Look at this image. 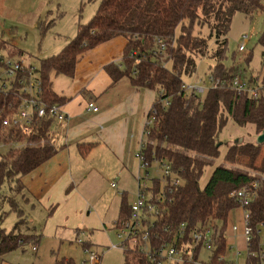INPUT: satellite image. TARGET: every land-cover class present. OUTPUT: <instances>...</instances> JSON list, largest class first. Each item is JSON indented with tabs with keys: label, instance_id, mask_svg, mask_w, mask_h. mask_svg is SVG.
<instances>
[{
	"label": "trees",
	"instance_id": "obj_1",
	"mask_svg": "<svg viewBox=\"0 0 264 264\" xmlns=\"http://www.w3.org/2000/svg\"><path fill=\"white\" fill-rule=\"evenodd\" d=\"M260 12H264L262 0H102L97 14L87 24L78 25L76 37L58 55L42 61L41 69L36 70L42 79L43 100L51 106H64L66 100L52 90V76L63 75L71 79L75 76L80 56L117 37L126 39L124 70L117 64H111L105 70L114 82L126 77L136 88L157 92L158 98L148 114L151 118L152 113L157 112L153 125L147 131L143 163L148 170L153 164H168L173 177L180 181L177 187L166 186L167 211L158 222L159 237L162 242L173 240L174 232L164 231L168 226L178 229L185 224L188 230L198 225L211 226L214 246L207 264H233L226 260L229 252L226 236L228 219L231 213L243 207L233 194L256 181L260 189L258 196L244 208L253 230L250 244L253 252H260L262 236L257 235V231L261 225L264 234V180L255 177V174L264 177V143L232 144L224 157V162L231 167H217L206 186L203 189L199 186L204 171L220 155L222 145L219 137L229 118L238 126H253L258 136L264 132V100L237 94L231 88V82L243 71L238 65L226 67L224 64L227 35L235 15L242 13L250 18ZM51 26L40 24L38 29L44 35ZM196 27H207L208 37L196 34ZM179 28L181 31L177 35ZM161 40L165 50L160 52ZM212 40H215L216 49L211 53L209 42ZM4 42L0 40V52L11 55ZM259 44L264 46V34ZM134 51H139V55L132 56ZM206 55L216 61L207 77L211 75L220 79L223 85L210 87L202 97L189 93L185 80L196 76L198 61ZM251 60L250 53L246 59L248 65ZM262 72L264 77V70ZM13 99V95L0 92V143L49 141L55 123L49 117L36 120L26 135L3 126L6 118L3 106ZM165 101L168 105L164 104ZM57 152L53 146L43 145L13 148L7 155H0V202H7L9 213H16L19 217L11 232L0 229V259L19 248L37 247L40 243L39 236L33 234L13 196L23 189L21 179L42 167ZM86 154L84 151L83 155ZM7 185L12 198L2 194ZM155 185L159 190L161 183L156 182ZM120 209L121 216L115 222L117 225L127 220L131 213L126 199ZM7 214L3 213V216ZM90 248L89 243L83 244L84 250ZM123 252V264H154L141 253L127 249ZM198 257L197 251L195 259ZM254 262L247 260V264Z\"/></svg>",
	"mask_w": 264,
	"mask_h": 264
},
{
	"label": "crops",
	"instance_id": "obj_2",
	"mask_svg": "<svg viewBox=\"0 0 264 264\" xmlns=\"http://www.w3.org/2000/svg\"><path fill=\"white\" fill-rule=\"evenodd\" d=\"M38 26L34 27L38 29ZM127 45L126 39L117 37L80 56L73 78L53 76L52 90L66 100L63 110L69 121L54 123L49 146L56 148L57 154L23 177L21 193L13 196L40 243L37 247H22L2 256L0 264H45L44 258L48 255L44 251L48 246L53 257L49 264L62 260L64 264H73L74 258L67 252L62 257L53 255L56 248L66 247L64 244L68 243L82 246L89 243L91 248L85 251L97 253L90 237L95 231H106L109 226L116 230L115 222L121 216V209L115 217L93 209L101 186L109 182L114 189L112 184L115 183L114 190L121 195V203L124 199L129 205L135 201L137 191L135 194L133 189L135 182L138 189L136 177L142 172L137 154L147 143L148 114L158 94L151 89L134 87L126 77L114 82L106 72L105 67L111 64L124 70ZM91 102L98 107V112L88 109ZM3 196L12 198V193L9 190V194ZM4 205L10 210L7 202H0V229L6 227L5 230L11 232L19 217L14 213L15 218L3 227L1 223L4 224L6 217L3 213L7 214ZM241 227L240 220L227 236L228 250H236L237 255L244 251V244L246 250ZM25 249L38 255L39 260L27 257ZM226 260L235 264V259L226 257Z\"/></svg>",
	"mask_w": 264,
	"mask_h": 264
},
{
	"label": "rangeland",
	"instance_id": "obj_3",
	"mask_svg": "<svg viewBox=\"0 0 264 264\" xmlns=\"http://www.w3.org/2000/svg\"><path fill=\"white\" fill-rule=\"evenodd\" d=\"M101 2L102 0H93L92 2L88 0H0V40H2V42L6 41L4 42L5 45L8 46L6 50L11 51L13 57L23 61L25 65L35 66L40 70L42 61L58 55L64 49L65 46L62 49L60 48L66 44V40L76 37L78 33L77 25L87 24L97 14L96 12ZM39 15H41L42 18H40ZM36 24H52V26L49 31L42 35L41 30L34 27ZM180 31L179 28L177 35L180 34ZM195 33L206 38L209 35V29L207 27H205V29L196 27ZM263 34V14H258L250 18L242 13L236 14L232 21L231 30L227 35L228 46L226 54L227 59L224 61L225 66L232 67L233 64L236 66L238 65L239 69L247 76H258L262 74V70H264L262 68L264 48L259 44V41ZM242 36H249L251 39L248 51L252 54V60L249 65L246 62L248 54L244 55L238 53V46ZM215 49V40H212L209 42V51L212 53ZM215 66L216 61L207 55L199 59L196 70L197 74L191 80H185L186 86L192 85L193 83L198 84V86L206 90L212 87L207 76ZM53 76L52 78H55ZM196 77H198V82L195 81ZM201 96L204 97L205 95ZM257 139V132L253 126H238L229 118L227 125L224 127L219 137V142L222 145L220 155L217 159L212 160L210 166L204 171L203 177L199 183L200 188L203 189L206 186L212 172L217 167H231L224 162V157L232 144L236 142L254 144L257 142ZM13 148H15V144L0 143V155H7L9 150ZM156 168L157 165L153 164L151 177H157V175L154 174ZM142 175H144V171ZM255 177L264 180V177L258 174H255ZM114 189H111L109 182L105 184V186H101L95 198L96 205L93 209L97 208L100 214H109L111 217L118 215L121 206V199H119V197H121V195ZM133 191L136 194V182ZM128 192L131 194V191ZM2 194H9L8 185L3 189ZM4 212L8 214L4 219V224L1 223L3 227L5 225L7 226L9 221L13 220L16 216L14 213H9L7 205H4ZM228 220L229 223L226 236H228L230 229H232L234 225H237L240 220L242 222L241 231L243 232L245 222L243 207L235 210ZM110 227L111 226H109L106 231H95L94 235L90 238L96 252L102 256L101 264H123L125 256L123 254V249L114 247L121 245V240L118 238L117 231ZM5 228L6 227H4V229ZM64 245L66 247H55L56 249L53 255L62 257L67 252L74 258L73 264H85L84 262L87 260L88 255L82 245L77 243L73 245L70 243ZM49 247L50 246L44 251L46 256L48 255L44 258L45 264H49V261L53 258L50 256L51 251H49ZM67 249L69 250L67 251ZM25 250V255L30 257L31 260H39L38 255L35 256L34 253H30L27 249ZM228 251L227 259H235V264H247L248 254L245 250V244L242 254L237 255L238 253L236 250ZM208 255L209 253L207 251H203L199 256L198 264H207L209 259Z\"/></svg>",
	"mask_w": 264,
	"mask_h": 264
},
{
	"label": "built area",
	"instance_id": "obj_4",
	"mask_svg": "<svg viewBox=\"0 0 264 264\" xmlns=\"http://www.w3.org/2000/svg\"><path fill=\"white\" fill-rule=\"evenodd\" d=\"M264 4V0H262ZM263 14L264 12H260ZM161 51L165 50L164 42L159 41ZM251 44L249 36H242L238 46V53L250 55L248 49ZM264 48V46H262ZM139 51H134L132 56H138ZM161 55V54H160ZM262 68L264 69V56L262 60ZM37 68L25 63L7 52H0V92H7L13 95L12 102L7 103L3 107L6 110V118L3 120V126L10 131L20 132L23 135L28 134L34 126L36 120L43 117H49L55 122H68V116L63 110V106H51L43 100V87L41 76L36 72ZM231 82V88L240 95H247L250 99L264 100V77L263 72L258 76H247L241 72ZM212 88H217L223 85L220 79H215L211 75L208 77ZM198 82V81H196ZM189 93L204 95L206 89L193 84L186 86ZM168 105V102H164ZM90 111L98 112V107L94 103H89ZM157 112H153L151 118H148L146 124V137L148 136V128L153 125ZM15 144V148H27L43 145H50L49 141L43 142H19ZM142 150L137 154V158L141 163V170L144 171L137 175L138 189L135 201L130 205L131 213L127 220L122 221L119 225L115 224L118 238L121 240V245L118 248L132 250L141 253L154 264H198V259H195L197 251L199 256L203 251L210 254L213 253L214 237L211 226L198 225L193 229H187L185 224L180 228L174 229L173 226H168L164 229L165 233L173 235L172 241L162 242L159 237V221L162 220L167 211L166 197L167 185L177 187L180 181L176 180L170 165L165 164L157 168L154 172L157 177H151L152 168L148 167L144 162ZM160 179H159V178ZM156 182L161 183L158 190ZM115 188L116 184L113 183ZM259 182H253L241 191L233 194L237 198L244 210L245 225L243 235L246 239V250L248 254L247 260H254L253 264H264V234L263 226L257 231V235L262 236L259 245L260 252L255 253L250 249V244L253 241V230L249 226L247 220V212L245 207L254 202L259 192ZM237 228L234 227V231ZM79 240V239H78ZM82 241L80 240V243ZM34 250H36L34 248ZM88 259L85 264H101V256L95 252L86 251Z\"/></svg>",
	"mask_w": 264,
	"mask_h": 264
},
{
	"label": "water",
	"instance_id": "obj_5",
	"mask_svg": "<svg viewBox=\"0 0 264 264\" xmlns=\"http://www.w3.org/2000/svg\"><path fill=\"white\" fill-rule=\"evenodd\" d=\"M257 144H262L264 143V132L258 136V139H257Z\"/></svg>",
	"mask_w": 264,
	"mask_h": 264
}]
</instances>
